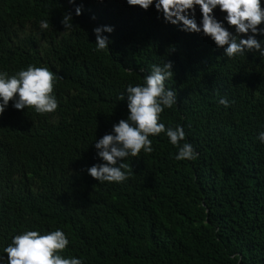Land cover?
Here are the masks:
<instances>
[{
  "label": "trees",
  "instance_id": "16d2710c",
  "mask_svg": "<svg viewBox=\"0 0 264 264\" xmlns=\"http://www.w3.org/2000/svg\"><path fill=\"white\" fill-rule=\"evenodd\" d=\"M67 13L73 25L64 29ZM213 14L236 34L225 13ZM98 26L114 29L102 33L104 50ZM180 29L155 0L147 10L127 0H0V72L47 67L58 101L47 114L9 101L0 114V264L13 236L57 229L69 240L60 254L83 264H264V57L251 50L228 58L202 32ZM168 60L165 86L177 104L160 123L182 126L181 143L197 158L176 160L177 147L160 133L149 137L151 153L122 161L126 181H96L87 171L103 163L95 141L128 116L121 94Z\"/></svg>",
  "mask_w": 264,
  "mask_h": 264
},
{
  "label": "clouds",
  "instance_id": "9594fccd",
  "mask_svg": "<svg viewBox=\"0 0 264 264\" xmlns=\"http://www.w3.org/2000/svg\"><path fill=\"white\" fill-rule=\"evenodd\" d=\"M73 0H69L72 3ZM130 6H139L147 10L154 0H127ZM199 6L202 16L198 25L195 20V8ZM219 8L225 13L227 24L234 27L233 34L223 23L218 21L213 10ZM155 9L161 13L166 23L181 25V31L203 33L210 37L217 47L225 49L228 58L243 55L255 50L264 57V40H257V34L264 36V6L261 0H155ZM81 9L76 8V15ZM72 16L67 13L61 23L64 29L72 27ZM42 29L49 27L48 20L40 22ZM111 26H98L93 29L96 37L97 50L108 48L109 37L102 33H111ZM247 39H238L237 34H247ZM226 46V47H225ZM173 62L168 60L163 66L153 65L150 74L144 77V83L135 86L128 85L126 94H121L120 100L127 96V119H121L113 125L112 132L103 135L95 141L97 156L103 161L87 169L88 174L96 181L121 183L129 178L124 170L128 165L122 161L129 155L136 157L141 151H153L150 136L166 133L170 143L178 151L176 160H194L197 158L191 143L185 141V131L182 126L165 128L160 123V114L165 108L177 104V93L173 88H167L165 81L173 77ZM132 71L131 69H127ZM142 71V69H141ZM57 76L47 67L29 65L9 76L0 72V114L5 111L9 101H14L13 107L22 110L32 107L39 114L52 113L58 108V101L53 95ZM219 103L229 106L226 97H221ZM259 141L264 143V131L258 134ZM69 244L65 233L59 229L41 234L36 230H27L13 236L11 243L4 248L7 254L6 264H83L77 257L61 255ZM232 259H237L234 255ZM4 258L0 256V261Z\"/></svg>",
  "mask_w": 264,
  "mask_h": 264
}]
</instances>
